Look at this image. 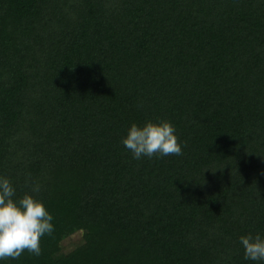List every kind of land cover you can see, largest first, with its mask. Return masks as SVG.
Masks as SVG:
<instances>
[{"label":"trees","instance_id":"1","mask_svg":"<svg viewBox=\"0 0 264 264\" xmlns=\"http://www.w3.org/2000/svg\"><path fill=\"white\" fill-rule=\"evenodd\" d=\"M146 119L182 154L133 159ZM0 174L55 225L4 264H256L264 0H0Z\"/></svg>","mask_w":264,"mask_h":264},{"label":"clouds","instance_id":"2","mask_svg":"<svg viewBox=\"0 0 264 264\" xmlns=\"http://www.w3.org/2000/svg\"><path fill=\"white\" fill-rule=\"evenodd\" d=\"M121 143L136 160L182 154V142L174 125L166 119H146L142 124L132 122L121 137ZM39 191V183L33 181L32 192ZM53 220L43 200L28 192L16 197L13 183L0 174V264H4L6 258H19L25 250L39 256L40 238L54 232ZM238 240L245 260L264 264V233L249 232L240 235Z\"/></svg>","mask_w":264,"mask_h":264},{"label":"rangeland","instance_id":"3","mask_svg":"<svg viewBox=\"0 0 264 264\" xmlns=\"http://www.w3.org/2000/svg\"><path fill=\"white\" fill-rule=\"evenodd\" d=\"M80 242H81L80 233L78 232L65 238L61 243L63 252L70 251L71 249L76 247Z\"/></svg>","mask_w":264,"mask_h":264}]
</instances>
